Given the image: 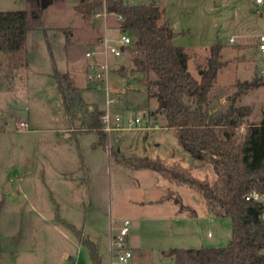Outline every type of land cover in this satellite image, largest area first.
Here are the masks:
<instances>
[{"label":"rangeland","instance_id":"obj_1","mask_svg":"<svg viewBox=\"0 0 264 264\" xmlns=\"http://www.w3.org/2000/svg\"><path fill=\"white\" fill-rule=\"evenodd\" d=\"M79 2L55 0L43 10L47 35L41 29L30 30L25 48L0 51V264H96L91 246L80 236L96 243L100 264H110L111 223L117 227L125 218L131 220L129 244L135 248L138 264H174V257L166 255L165 249L196 246L200 239L226 245L232 220L205 213L201 191L179 185L182 199L168 189L170 180L160 172L147 168L137 171L122 161L124 156H149L180 164L211 182L215 175L208 158L209 162L195 158L181 146L175 129L166 125L165 114L158 110V99L149 96L132 75L122 73L123 65L127 72L132 66L128 48L120 56L110 55L112 68L106 80L100 85L93 76L91 80L93 59L86 52L98 46L106 32L116 40L120 19L110 15L105 30L104 15L85 19L75 8ZM158 2L165 7L172 27L185 30L175 35L176 44L206 54L220 39L225 43V58L236 55L233 60L238 63L219 71L220 82L251 80L255 72L262 75L263 82L239 99V103L252 106L251 119L262 118L264 52L260 36L264 34V3ZM26 7V0H0V10ZM224 18H228L225 23ZM198 62V57L191 54L192 71H198ZM55 66L75 79L86 104L69 99V110L65 107ZM128 80L131 86H127ZM231 85L211 92L214 109L223 110L227 105L223 98L235 89L229 88ZM108 98L113 101L108 103ZM88 103L105 111L109 108L112 115L122 116L126 125L136 114L142 116V122L106 132L105 142L93 129L69 130L72 135L67 136L65 126L84 127ZM74 114L81 122L73 119ZM242 134L243 129L239 130ZM161 190L176 195L174 201L178 198L181 203L193 204L198 215L184 211L176 218L175 206L179 203H162ZM209 231L212 236H208Z\"/></svg>","mask_w":264,"mask_h":264},{"label":"trees","instance_id":"obj_2","mask_svg":"<svg viewBox=\"0 0 264 264\" xmlns=\"http://www.w3.org/2000/svg\"><path fill=\"white\" fill-rule=\"evenodd\" d=\"M26 1V8L0 10V51L25 48L29 30L41 29L48 34L42 0ZM105 6L108 12L123 16L120 26L133 37L132 43L125 47L130 51L132 67L127 72L122 66V73L132 75L149 96L158 98V110L165 114L166 125L175 129L181 146L195 158H208L217 177L213 182L201 179L182 165L161 158L124 156L122 161L135 169L158 171L171 181L201 191L213 213L229 216L232 220V236L226 245L172 246L164 253L174 257V264H264V218L261 216L264 201L246 198L254 189L264 193V111L260 121H249L247 117L252 113V106L239 103L247 91L263 82L262 75L255 72L251 80L238 79L229 86L235 89L228 95L227 106L223 110L214 109L210 104V92L218 70L226 64L222 60L220 39L210 46L207 64L201 67L198 79L189 70V53L174 42L176 32H171L166 9L158 0L140 3L80 0L75 8L88 20ZM54 74L68 110L69 99L73 103L78 100L79 105L86 104L67 72L55 66ZM131 85L128 80L127 86ZM104 113V109L89 108L80 130H97L101 141L105 142ZM241 129L243 134L239 135ZM169 192L160 200L171 197L172 192ZM181 208L196 213L190 205L181 203ZM80 239L91 246L96 264H100L96 243L86 237L80 236Z\"/></svg>","mask_w":264,"mask_h":264},{"label":"built area","instance_id":"obj_3","mask_svg":"<svg viewBox=\"0 0 264 264\" xmlns=\"http://www.w3.org/2000/svg\"><path fill=\"white\" fill-rule=\"evenodd\" d=\"M258 3H264V0H256ZM96 15L103 14L106 17L109 14H114L115 17L123 20V16L116 12H108L106 6L102 11L95 13ZM117 39L115 40L107 32L102 37L100 44L94 46L93 48L87 50L86 54L89 57H92V62L90 63L91 80L92 76L100 85L101 80H106L111 71V62L110 55L115 57L120 56L125 47L132 43V35L121 28L119 25L117 32ZM261 43L260 48L264 52V34L260 36ZM99 56H102L100 59ZM113 101L112 98H108V103ZM104 129L110 134L113 130H120L124 128L136 127L142 122V116L136 114L135 116L129 117L127 120V125L124 124V119L120 115H112L110 109L108 108L103 115ZM25 124V122H21ZM247 199H255L264 201V193L254 189L246 194ZM262 218H264V211L262 213ZM131 228V220L125 218L120 225L117 227L114 226V223H111L110 230V261L111 264H135L134 261V251L128 242L129 231Z\"/></svg>","mask_w":264,"mask_h":264},{"label":"crops","instance_id":"obj_4","mask_svg":"<svg viewBox=\"0 0 264 264\" xmlns=\"http://www.w3.org/2000/svg\"><path fill=\"white\" fill-rule=\"evenodd\" d=\"M17 9V8H16ZM19 9V8H18ZM261 14H263V12H261ZM94 15H96V14H94ZM113 16L114 14H109V15H107L106 17H103V26H105V30L106 29H108V27L106 26V25H108L109 26V16ZM115 16V15H114ZM167 19V18H166ZM226 19H228V18H224L223 19V23H225V20ZM168 20V19H167ZM230 20V19H229ZM169 21V20H168ZM170 23V22H169ZM170 25H171V23H170ZM171 27H172V25H171ZM172 29H173V32H176V34L177 33H183L185 30H183V31H178L175 27H172ZM30 31V30H29ZM102 33H104V32H102ZM27 34H28V32H27ZM105 34V33H104ZM103 34V35H104ZM231 40H232V38H231ZM178 45H181V44H178ZM184 48H185V50L189 53V60H188V66H189V70L192 72V74L195 76V77H197L198 79H200L201 78V71H202V69H201V67H200V65H202L203 64V67H205V65L207 64V60H208V57H209V55H210V48H209V51H207L206 52V54H199L198 52H197V50H191L190 48H186L184 45H182ZM224 47H225V43H223V47H222V50H221V52H222V60H224V61H227L226 62V64H224L219 70H218V74H217V79H216V82H215V84H214V86H213V88H212V90H211V92L214 90V89H216V88H222V87H225V86H228V85H231V84H233V83H235L238 79H241V78H237L234 82H229V83H222V82H220L219 81V71L223 68V67H228L231 63H238L236 60H233V59H235V56L234 57H229V58H225V54H224ZM237 50H239V48H237ZM194 52V53H193ZM191 54H195L197 57H198V71L197 72H194V71H192V69H191V67H190V57H191ZM203 57V58H202ZM102 58V57H101ZM100 58V59H101ZM123 66H125V65H123ZM132 66H129V68H131ZM61 71V70H60ZM62 72H64V71H62ZM68 72V71H67ZM72 81H73V83H74V85H75V79H72ZM57 84H58V82H57ZM77 86V85H76ZM60 90V89H59ZM211 92H210V96H211ZM60 93H61V91H60ZM61 96H62V94H61ZM157 98V97H156ZM62 99H63V97H62ZM158 99V98H157ZM227 99H228V96H224V98H223V102H227ZM63 102H64V100H63ZM158 103H159V100H158ZM210 104H212V102H211V97H210ZM64 105H65V103H64ZM159 105V104H158ZM157 105V106H158ZM88 106H89V108H93L94 106L92 105V104H89L88 103ZM227 105H225L224 106V108L226 107ZM223 108V109H224ZM248 118V120L249 121H253V122H258V121H260V119L261 118H259V119H257V120H253V119H251V114L247 117ZM73 119H77V121H80L81 122V118L79 117H77L75 114L73 115ZM166 123H167V121H166ZM72 125H74V124H71V126ZM65 127H68L67 129H65ZM64 127V130H66V131H68L69 132V134H67V136H71L72 135V133L69 131V130H73V129H75V130H78V129H82L83 127H81V128H78V127H70L69 128V125H67V126H65ZM80 132V131H79ZM201 160H206V159H201ZM207 161H208V159H207ZM209 162V161H208ZM211 163V162H210ZM212 165V172L215 174V175H213L212 177H211V179H212V182L216 179V177H217V175H216V172H215V170H214V167H213V164H211ZM141 169H145V168H138V169H136L137 171L138 170H141ZM148 169V168H147ZM150 170H152V169H150ZM155 171V170H154ZM199 175V174H198ZM211 175H212V173H211ZM165 177V176H164ZM166 178V177H165ZM166 179H168V178H166ZM169 180V179H168ZM170 182V184H167L168 186V189H171V190H174L176 193H179V191H178V187H179V185H182V184H178L177 182H175V181H169ZM173 187V188H172ZM168 192V191H167ZM165 190H161V197L163 196V195H165L166 193H167ZM180 194V193H179ZM181 195V194H180ZM182 196V195H181ZM160 197V196H159ZM176 197V195H173V196H171V197H169V198H166L164 201H162V203H165V202H171V203H174V202H177V203H179L178 205L176 204V209H178V211H176L175 213H176V218H178L177 217V215H178V212H184V211H186V212H189L190 214H193V215H198V210H197V208L193 205V204H191V203H183V204H189L190 206H191V208H193V209H195V211H196V213H193V212H191V210H187V209H185V208H181V202L179 201V199L177 198L175 201H174V198ZM182 199H183V196H182ZM202 209L204 210V212L205 213H208V214H210V215H216L215 213H213L211 210H210V208L208 207V204H207V201H206V199L204 200V203H202ZM216 216H218V215H216ZM218 217H223V216H218ZM231 218V217H230ZM213 218L211 217V220H212ZM178 232H179V234H181L182 236H184L185 235V231L184 230H180V229H178ZM187 233V232H186ZM189 236H192V235H189ZM208 236H212V233L209 231L208 232ZM231 236H232V234H231ZM193 237H194V239L196 240V239H198L197 237L195 238V236L193 235ZM200 242H199V244H197L196 246H187V247H201V246H222V245H220V244H217V243H215V242H205V241H203V240H199ZM128 242L130 243V238L128 237ZM131 244V243H130ZM179 247H184V246H179ZM133 248V251H134V261H135V264H138V262H137V260H136V258H135V248L134 247H132ZM263 252H264V249H263ZM100 256H101V254H100ZM101 262H102V257H101ZM110 264H111V261H110Z\"/></svg>","mask_w":264,"mask_h":264},{"label":"water","instance_id":"obj_5","mask_svg":"<svg viewBox=\"0 0 264 264\" xmlns=\"http://www.w3.org/2000/svg\"><path fill=\"white\" fill-rule=\"evenodd\" d=\"M53 2H54V0H42V5L44 7H47L48 5L52 4ZM171 32H173V29L172 28H171ZM164 103L166 104V101H164ZM20 236H21V233L20 232L15 235L16 241H19Z\"/></svg>","mask_w":264,"mask_h":264}]
</instances>
